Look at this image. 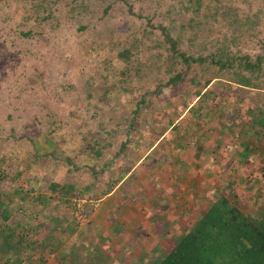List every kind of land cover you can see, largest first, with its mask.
Listing matches in <instances>:
<instances>
[{
	"label": "rangeland",
	"instance_id": "obj_1",
	"mask_svg": "<svg viewBox=\"0 0 264 264\" xmlns=\"http://www.w3.org/2000/svg\"><path fill=\"white\" fill-rule=\"evenodd\" d=\"M263 124L264 0H0V264L153 263L223 195L258 217ZM131 192L188 221L115 262Z\"/></svg>",
	"mask_w": 264,
	"mask_h": 264
},
{
	"label": "trees",
	"instance_id": "obj_2",
	"mask_svg": "<svg viewBox=\"0 0 264 264\" xmlns=\"http://www.w3.org/2000/svg\"><path fill=\"white\" fill-rule=\"evenodd\" d=\"M258 58L257 63L260 65L262 57ZM256 66L250 60L247 69ZM240 83L247 84V78L240 80ZM2 245L0 241L1 248ZM147 263L264 264V212L255 217L236 206L225 195L220 196L210 203L187 232L177 238L172 249H160L158 260L144 264Z\"/></svg>",
	"mask_w": 264,
	"mask_h": 264
},
{
	"label": "crops",
	"instance_id": "obj_3",
	"mask_svg": "<svg viewBox=\"0 0 264 264\" xmlns=\"http://www.w3.org/2000/svg\"><path fill=\"white\" fill-rule=\"evenodd\" d=\"M110 193L111 192H109L108 194ZM131 193L133 194L132 196L134 197L136 196L135 192H131ZM162 193L163 192H158L156 196H153L154 192L153 194L151 192H141V195L139 197H135L136 199L139 198L138 199L139 201L136 203V205L134 201L130 202L129 206H126L125 208L122 207L119 209V211H122L124 209L123 213H119L118 216H114V218H112V221L110 220V224L107 225L108 227L107 228L105 227L104 231H102V236H103L102 240L100 241L98 239H94L95 242L98 240V244L102 245V248H104L107 251L108 255L110 254L112 261L129 262V261L137 260L138 258L143 259L144 257H142V255L145 256V255H150V253H154L152 252L153 250L150 245V240H151L150 237L155 238L156 241H160L159 239L161 235H165V238L167 237V235H171L169 229L173 230L174 228H180L181 225L179 223H181L184 226L187 224L188 216L186 215V213L189 212L188 207L182 210V212L184 211L183 214H180L181 211H179L177 214L175 212L176 210L163 208L162 200H161ZM170 193L172 194V196H174V200L171 202V207H176L179 204L181 205V203L185 204L184 202H181L179 199H176L177 197L176 195H173V192ZM195 193L198 196L202 195L201 194L202 192H195ZM53 195L54 198L60 197V196H56L55 194ZM154 197H156L157 200H152V198ZM182 201H185V198H183ZM195 204L196 207L197 206L200 207V204L198 203ZM39 206H40L39 209H42L49 207L50 205L47 206V205L39 204ZM57 208L58 206L55 209L53 208L54 209L53 212L56 214V216L50 217V219L53 220L52 223L55 222L53 228L56 227L59 228L61 226V223H65V224L67 223L65 221V216L61 217L57 215L58 214L57 212L59 211L60 213L61 210V208L59 210ZM107 212L109 213L110 211L107 210ZM37 223L41 227L45 225L46 222H44V220L39 222L38 220ZM96 231L100 232L101 228H97L96 226ZM181 235H177L176 240ZM60 240L65 241L63 237L60 238ZM176 240L174 243H176ZM58 244L59 246H56L57 248L52 250L50 255L47 256V257L51 256L50 259L55 261L61 259L62 256L60 255L65 253L64 252L65 247L67 244H69V241H67L64 244L62 243H58ZM154 257H155V253L152 256V259L157 261L158 258L156 257L154 258Z\"/></svg>",
	"mask_w": 264,
	"mask_h": 264
},
{
	"label": "built area",
	"instance_id": "obj_4",
	"mask_svg": "<svg viewBox=\"0 0 264 264\" xmlns=\"http://www.w3.org/2000/svg\"><path fill=\"white\" fill-rule=\"evenodd\" d=\"M77 207L75 211V216L79 220L80 223L85 222V219L87 217V208H86V203L87 199L85 198H79L77 199Z\"/></svg>",
	"mask_w": 264,
	"mask_h": 264
}]
</instances>
